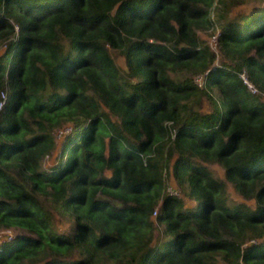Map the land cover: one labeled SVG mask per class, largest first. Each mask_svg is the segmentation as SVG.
Masks as SVG:
<instances>
[{"label": "trees", "instance_id": "1", "mask_svg": "<svg viewBox=\"0 0 264 264\" xmlns=\"http://www.w3.org/2000/svg\"><path fill=\"white\" fill-rule=\"evenodd\" d=\"M0 47V264H264V0H0Z\"/></svg>", "mask_w": 264, "mask_h": 264}, {"label": "rangeland", "instance_id": "2", "mask_svg": "<svg viewBox=\"0 0 264 264\" xmlns=\"http://www.w3.org/2000/svg\"><path fill=\"white\" fill-rule=\"evenodd\" d=\"M258 1H263V0H248V3L249 4H254V3L258 2ZM247 7L248 6L246 4L240 6V8H242V9H245ZM211 15H212L211 17H213V19H215V10L212 9ZM216 29H219V28H218L217 21L216 22L214 21V23H213V25L211 27H209L206 30L200 31V32L205 34L204 36H206V38H208L210 47H211L210 36L212 35V33H214V31ZM1 50H2V47H0V51ZM213 52L215 53V61H220L221 59L225 58V57L222 56V53L220 52V50H213ZM115 59H116L118 64H121V65L124 64L122 57H117ZM244 74L247 76V73H244ZM196 82L199 83L201 86H205L204 76L203 75L197 76L196 77ZM214 95H215V97L217 96L216 92L214 93ZM201 109L203 111L210 110L211 109L210 102L208 100H206V99H203L202 100ZM63 137H65V132H61V130L57 131V133H56L57 141L58 142L61 141L63 139ZM51 163H52V156L51 155L45 156V158L43 160V166L49 167L50 165H52ZM214 166L217 168L218 171H220L222 173V169L220 167H218L217 165H214ZM167 184H168V181L166 179V185ZM172 185L175 186L174 184H172ZM181 195H182V193H181ZM189 202H190V199L187 196H182L179 206L185 207ZM157 233H159V234L162 233V227L161 226H157ZM4 235L7 236L6 238L12 237L13 235H15V232L13 233V230L11 228L9 229V228H6V227L5 228L4 227L3 228L0 227V238H3Z\"/></svg>", "mask_w": 264, "mask_h": 264}, {"label": "built area", "instance_id": "3", "mask_svg": "<svg viewBox=\"0 0 264 264\" xmlns=\"http://www.w3.org/2000/svg\"><path fill=\"white\" fill-rule=\"evenodd\" d=\"M218 36H219V30L218 29H216L214 31V33H212V35L210 36V44H211L212 50H219V46H218ZM241 76H242V78H244L245 82L249 85V87H250V89L252 91H254V92L258 91V88L254 85V83L252 81H250V79L248 78V76H246L244 73H242ZM1 96H2V100L0 102V106L3 105L4 100H5V97H6V94H5L4 91L1 93ZM167 124L169 125L170 124V121L167 122ZM170 134H171L172 137H174L175 130L171 129L170 130ZM165 189L170 194H174V195H180L181 194L180 189L178 187L173 186L169 182L165 186ZM154 213L156 214V210L154 211Z\"/></svg>", "mask_w": 264, "mask_h": 264}, {"label": "clouds", "instance_id": "4", "mask_svg": "<svg viewBox=\"0 0 264 264\" xmlns=\"http://www.w3.org/2000/svg\"><path fill=\"white\" fill-rule=\"evenodd\" d=\"M212 16V15H211ZM219 30V29H218ZM208 71V70H207ZM206 71V72H207ZM242 73H246L245 71L244 72H242ZM241 73V74H242ZM241 74H240V76H241ZM199 75H203L204 76V82H205V84H206V81H205V73H200ZM199 75H197V76H199ZM196 76V77H197ZM248 76V75H247ZM196 77H195V81H196ZM241 78H242V76H241ZM242 80H244V78H242ZM251 81V80H250ZM244 82H245V80H244ZM197 83V82H196ZM246 83V82H245ZM199 86H201L199 83H197ZM247 84V83H246ZM248 85V84H247ZM248 87H249V85H248ZM250 88V87H249ZM5 92V94H6V97H5V100H4V103H3V105L5 104V102H6V99H7V92L6 91H4ZM254 92V91H253ZM256 92H260V90L258 89V91H256ZM1 100H2V96H1V98H0V102H1ZM2 105V106H3ZM2 106H0V108L2 107ZM170 123H171V121H170ZM71 129V127L70 126H66L63 130H61V132H65V133H67L69 130ZM172 129L173 130H176L173 126H172ZM176 132V131H175ZM164 175H165V177H166V171L164 170ZM166 181V180H165ZM167 181L170 183V184H173L172 182H171V180L169 179V177L167 178ZM165 186H166V183H165ZM176 186V185H175ZM176 187H178V186H176ZM179 188V187H178ZM180 189V188H179ZM180 191H181V189H180ZM167 192V191H166ZM181 193H182V191H181ZM174 195V194H173ZM178 196H183V195H178ZM156 215H157V209H156V214L154 213V211H153V217L155 218L156 217ZM156 225L157 226H161L158 222H156Z\"/></svg>", "mask_w": 264, "mask_h": 264}]
</instances>
